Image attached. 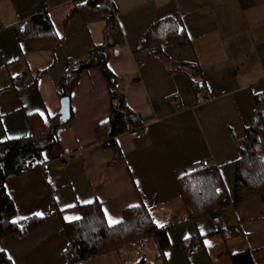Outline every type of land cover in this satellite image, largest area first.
<instances>
[{
    "label": "crops",
    "instance_id": "0c3cea01",
    "mask_svg": "<svg viewBox=\"0 0 264 264\" xmlns=\"http://www.w3.org/2000/svg\"><path fill=\"white\" fill-rule=\"evenodd\" d=\"M108 2L123 39L111 50L108 68L144 134L135 141L128 128L115 138V149L102 145L110 139L111 97L99 67L80 75L70 123L60 125L58 118L63 80L104 43L103 15L78 9L83 0H0V142L38 135L52 143L43 168L6 183L15 221L43 223L2 240L0 252L13 264H67L64 224L99 202L118 221L110 226L106 220L110 227L132 209H148L166 229L167 245L162 249L152 235L77 264H152L153 257L161 264H233L232 257L245 252L264 264L262 197L225 205L219 213L227 227L220 232L212 227L216 212L189 218L178 187L207 160L234 198L238 144L255 97L264 93V0ZM42 14L52 30L22 39L17 28ZM169 18L180 19L187 42L165 45L158 54L138 51L149 30ZM195 237L201 249L189 256Z\"/></svg>",
    "mask_w": 264,
    "mask_h": 264
},
{
    "label": "trees",
    "instance_id": "16d2710c",
    "mask_svg": "<svg viewBox=\"0 0 264 264\" xmlns=\"http://www.w3.org/2000/svg\"><path fill=\"white\" fill-rule=\"evenodd\" d=\"M78 9L85 8L94 14H102L106 20L104 43L95 46L64 79L60 91L63 97L70 98L82 72L92 67H99L108 85L111 107L110 118L105 126L109 128L110 139L103 146L116 148L115 138L141 125L138 113L131 110L124 96L118 90L116 76L108 68L110 52L122 42L121 33L115 18V12L108 0H83ZM18 35L24 40L36 38L52 30L50 20L44 15L34 17L24 27H18ZM187 34L179 18H169L154 25L140 42L138 51L149 50L150 53L162 52L165 45H183ZM151 47V48H150ZM263 103V106L260 105ZM70 121L67 123L69 124ZM66 124V125H67ZM264 93L255 97L249 125L245 138L238 144L240 159L237 163L233 205L248 198L260 196L264 199ZM52 143L47 136L33 135L30 138L6 140L0 142V242L11 235L22 236L42 223V219H28L16 222V208L8 194L6 183L14 177L31 170L43 168L46 163L44 153L49 151ZM189 218L219 213L227 205L224 184L218 170L214 167L197 169L178 180ZM82 218L64 224L63 231L68 236V245L63 252L67 264H77L87 259L119 250L134 241H144L155 235L163 249L167 245L166 229L155 224L150 211L144 207L132 209L125 215L124 221L110 227L104 217L99 202L81 208ZM220 214V213H219ZM12 221H15L13 223ZM233 264H256L250 252L234 255ZM0 264H13L5 253L0 252Z\"/></svg>",
    "mask_w": 264,
    "mask_h": 264
},
{
    "label": "built area",
    "instance_id": "2783aa9c",
    "mask_svg": "<svg viewBox=\"0 0 264 264\" xmlns=\"http://www.w3.org/2000/svg\"><path fill=\"white\" fill-rule=\"evenodd\" d=\"M76 1H79V0H76ZM71 70H72L71 65H69L65 69V73L68 74L71 72ZM128 134L135 141H140L144 135L142 127L129 129ZM195 166H197L198 168H202V169L207 168V167H212L211 164L209 163V161H207V160L196 163ZM225 203L227 205H233V199L227 197L225 199ZM212 227L216 231L224 232L226 230V227H227V222H226V219L224 218V216H222L219 213H215L212 217ZM231 238H232L231 235L226 236V239H231ZM200 249H201L200 241L197 237H195L194 239H192L191 243L189 244L188 249H187V253L189 256H193V255L197 254L200 251Z\"/></svg>",
    "mask_w": 264,
    "mask_h": 264
},
{
    "label": "water",
    "instance_id": "95a60500",
    "mask_svg": "<svg viewBox=\"0 0 264 264\" xmlns=\"http://www.w3.org/2000/svg\"><path fill=\"white\" fill-rule=\"evenodd\" d=\"M59 124L65 125L71 120V104L70 98L64 97L61 100V109L58 114Z\"/></svg>",
    "mask_w": 264,
    "mask_h": 264
},
{
    "label": "snow or ice",
    "instance_id": "6c2138e0",
    "mask_svg": "<svg viewBox=\"0 0 264 264\" xmlns=\"http://www.w3.org/2000/svg\"><path fill=\"white\" fill-rule=\"evenodd\" d=\"M40 115L43 116V113H41ZM49 115H51V113H49ZM87 203H90V201H88ZM102 211H104V217L108 221L110 226L114 225V224H116L118 222L116 219H114L113 217L109 216L107 210L102 209ZM34 215L39 217L42 214L40 212H36V213H34ZM78 219H79L78 216L77 217H65V220H78ZM12 222L15 223V221H12ZM205 243L207 244L208 242L206 241ZM165 255H167V253H165ZM9 259H11V257H9Z\"/></svg>",
    "mask_w": 264,
    "mask_h": 264
},
{
    "label": "rangeland",
    "instance_id": "374dc122",
    "mask_svg": "<svg viewBox=\"0 0 264 264\" xmlns=\"http://www.w3.org/2000/svg\"><path fill=\"white\" fill-rule=\"evenodd\" d=\"M262 106H263V103L260 105V107H262ZM263 147H264V145H263ZM148 260H149V259H148ZM150 261L152 262V264H161L160 262L157 263V262L154 260V257L151 258Z\"/></svg>",
    "mask_w": 264,
    "mask_h": 264
}]
</instances>
